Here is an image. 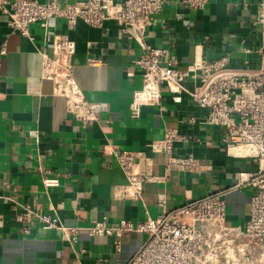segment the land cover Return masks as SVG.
<instances>
[{
	"label": "crops",
	"instance_id": "0c3cea01",
	"mask_svg": "<svg viewBox=\"0 0 264 264\" xmlns=\"http://www.w3.org/2000/svg\"><path fill=\"white\" fill-rule=\"evenodd\" d=\"M184 1L166 0L147 30V45L167 49V59L179 70H187L196 58L212 62L225 56L229 69L259 68L264 25L257 20L263 0H209L204 10ZM58 35L75 43L74 78L86 100L109 105V112L92 124L74 119L66 99L43 76L42 52ZM1 51L0 264H132L148 235L91 236L88 229L95 220L105 218L108 225L156 220L215 194L226 202V225L244 232L256 188L241 174H255L258 162L243 148H228L225 130L207 124V111L187 93L176 101L178 96L163 85L158 105H138L144 81L134 62L144 51L120 24L107 21L95 28L79 20L70 27L52 19L48 32L36 23L27 37L12 29L0 10ZM184 86L193 89L191 83ZM172 130L181 138L175 154L194 156L198 173L167 172L164 156L153 152L151 144ZM115 152H142L153 160L154 180L143 185L141 199L115 198L116 186L128 183ZM47 179L58 185L46 188ZM26 206L77 228L76 242L37 220L25 234L16 218Z\"/></svg>",
	"mask_w": 264,
	"mask_h": 264
},
{
	"label": "built area",
	"instance_id": "2783aa9c",
	"mask_svg": "<svg viewBox=\"0 0 264 264\" xmlns=\"http://www.w3.org/2000/svg\"><path fill=\"white\" fill-rule=\"evenodd\" d=\"M208 3L209 0L183 2L200 10H204ZM165 4L166 0H83L65 4L58 0H0V10L8 18L11 28L27 37H30V26L36 23L48 32L52 19L63 20L70 27L79 20L95 28H104L107 21L117 22L121 32L144 51V55L134 62L144 81L136 103L158 105L163 85L178 96L176 101L187 93L207 111V124L225 130L224 142L228 148L247 149L250 152L247 155L259 164L255 174H241L256 188L244 232L226 225V202L222 195L215 194L156 220L138 223L121 220L116 225H108L105 218L95 220L88 229L91 236L147 234L148 240L132 264H264V35L257 50L261 59L257 69H229V58L225 56L212 62L196 58L187 70H179L175 61L167 59V49L152 48L146 43L147 30L160 16ZM257 21L264 25V0ZM75 49L74 41L68 36H55L51 51L42 52L43 76L54 83L56 94L66 99L67 111L74 119L85 125L92 124L100 114L109 112V105L87 101L78 87L72 64ZM4 54V51L0 52V76ZM128 76L133 77L134 73H128ZM186 83H191L193 89L188 90L184 86ZM141 94L145 97L141 98ZM138 111L135 107L134 113L138 114ZM180 139L176 130L168 131L162 140L153 142L151 148L154 153L164 156L167 172L198 173L201 167L194 156L175 154V144ZM115 157L128 180L127 184L116 186L115 198L141 199L143 185L154 180L153 160L142 152H115ZM57 185V180L44 181L46 188ZM34 220L45 228L61 229L67 240L73 243L77 240V228H66L58 218L40 214L34 208L24 207L16 218L25 234L30 232ZM241 238L246 243L236 247ZM116 246L119 247V243Z\"/></svg>",
	"mask_w": 264,
	"mask_h": 264
},
{
	"label": "rangeland",
	"instance_id": "374dc122",
	"mask_svg": "<svg viewBox=\"0 0 264 264\" xmlns=\"http://www.w3.org/2000/svg\"><path fill=\"white\" fill-rule=\"evenodd\" d=\"M244 243H246V241L243 239L241 242L236 243L235 246L237 247V246H239L240 244H244ZM235 250H237V248H236Z\"/></svg>",
	"mask_w": 264,
	"mask_h": 264
},
{
	"label": "bare ground",
	"instance_id": "6f19581e",
	"mask_svg": "<svg viewBox=\"0 0 264 264\" xmlns=\"http://www.w3.org/2000/svg\"><path fill=\"white\" fill-rule=\"evenodd\" d=\"M140 97H141V98H144V97H145V95H144V94H141V95H140ZM243 149H245V148H243ZM245 150L247 151V154H249V153H250V152H249L247 149H245Z\"/></svg>",
	"mask_w": 264,
	"mask_h": 264
}]
</instances>
